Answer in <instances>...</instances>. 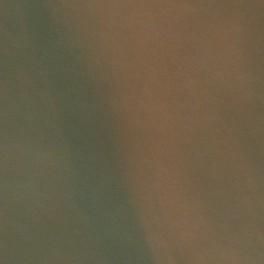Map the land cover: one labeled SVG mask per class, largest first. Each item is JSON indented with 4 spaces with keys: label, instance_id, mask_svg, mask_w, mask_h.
Instances as JSON below:
<instances>
[{
    "label": "clouds",
    "instance_id": "obj_1",
    "mask_svg": "<svg viewBox=\"0 0 264 264\" xmlns=\"http://www.w3.org/2000/svg\"><path fill=\"white\" fill-rule=\"evenodd\" d=\"M0 264H264V0H0Z\"/></svg>",
    "mask_w": 264,
    "mask_h": 264
}]
</instances>
